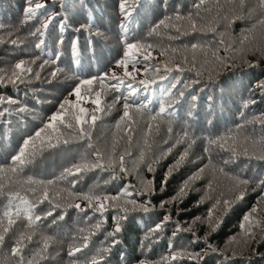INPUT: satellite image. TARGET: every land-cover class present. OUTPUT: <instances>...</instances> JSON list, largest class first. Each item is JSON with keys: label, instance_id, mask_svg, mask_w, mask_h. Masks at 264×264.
<instances>
[{"label": "trees", "instance_id": "16d2710c", "mask_svg": "<svg viewBox=\"0 0 264 264\" xmlns=\"http://www.w3.org/2000/svg\"><path fill=\"white\" fill-rule=\"evenodd\" d=\"M41 2L48 5L46 9L41 10L43 17L21 25L25 0H0V25H2L0 37L5 41L18 40L16 45L7 42L0 44V68L13 65L20 59L32 60L39 57L32 67L35 71H40L38 65L44 60L55 61L41 71V79L32 76L28 83L16 86L10 83L0 84V97L11 98L18 102L14 105L0 102V111L9 109L4 116H0V166L7 167L11 164V157L17 154L23 140L43 127L51 114L57 111L61 101L67 97L76 102L75 95L69 93L83 79L105 73L110 77L115 73L124 80V84H119L117 80L107 81L117 84L119 91H112L102 97L106 104H112L118 95H126L129 91L128 84L140 90L134 98L137 103H148L151 100L149 103L151 112L143 118L135 112L132 113L137 123L132 125L127 134L125 130L129 127V121H120L124 111L123 101H120L107 114H99L101 119L90 129L92 133L90 141L85 139L67 146L61 145L57 149L45 150L42 155H37L33 163L25 167L24 172L19 176L11 172L0 173V183L5 184V192H19L21 196L35 201L41 198L43 187L25 184L24 180L29 176L36 180L55 179L64 168L69 167L85 154L88 143L94 144L95 149L101 150L105 160L112 152L113 141H116L117 160L120 154L126 152L132 154L125 156V166L129 170L127 174L120 173L118 167L115 169V173L121 177L119 179H111L112 171L97 170L84 175L75 186L69 183L73 177L49 186L50 195L59 192L61 188L66 191L61 192L60 197L55 201L62 207L56 209L53 216L37 222L40 232L52 235L59 241L53 250L54 258L42 264H70L72 259H78L79 264H84L86 260H90L98 248L111 243V238L106 239V234L114 230L113 218L124 215L118 210L120 207L131 209L132 205L128 201L132 200L140 204L149 202L148 207L151 210L147 213L129 211L127 219L120 221L122 231L116 236L120 243L112 247L110 253L105 254V260L101 264H137L140 259L157 262L164 257L170 260L174 250L182 249L199 253L204 259L197 261L184 256L171 261V264H264V229H256L255 238L248 239L247 242L240 229L242 217L257 204L261 194V189L256 188L255 191L253 189L259 180L264 179V161L241 155L225 165L223 162L230 158V152L208 143L210 139L225 136L230 132L241 137L252 136L256 140H260L264 133V127L260 123H248L264 113V90L258 87L264 84V56L261 55L264 51V25L256 24V18L234 20V17L241 15L239 0H205L199 10L193 7L199 0H166V2L141 0L140 7L130 19H125L120 13V0H41ZM256 2L257 0H248L249 6H254ZM128 4L135 7V0H128ZM177 9L185 17L191 13L193 18L197 19L198 29L202 31L169 40L167 38L169 34L173 37L177 34L172 29L161 27L157 29L159 35L148 36L154 25L165 17L173 16ZM197 11L199 17L196 16ZM56 13L59 15L55 16L44 37L30 35L40 25L42 18ZM173 23H182V30H189L186 20L173 21ZM122 24L124 27H121ZM81 26L84 28L77 32L76 29ZM207 27H217L218 32L224 33L225 43L232 44L236 51L230 50L225 53L223 46L217 50L216 41L220 36L217 34L214 37L212 33L207 32ZM9 32L13 34L9 35ZM244 35L248 36V40L241 45L239 41ZM61 38L63 44H58L57 41ZM41 39L45 43L37 49L35 45ZM73 40L78 41L75 56L71 49ZM137 40L158 46L150 50L152 59L148 61L143 60L141 53H134L132 57L133 60L140 61L136 64L137 71L133 73L136 81L142 79L157 81L155 84H148L147 91L139 83L133 82L131 77H125L124 67L116 64V61L123 57L125 43ZM192 43L217 50L218 55L222 57L227 55L229 59L221 62L211 56V51H208L207 56L199 49L193 52L190 48ZM162 48L168 50V54L163 57L160 56ZM173 48L179 51L173 53ZM57 52L60 53L59 57ZM185 56L187 63L183 62ZM193 56L196 57V69L202 73L200 76H197L195 71L185 70L173 71L166 80L159 79L160 75L165 74V64L173 68L176 64H180L182 68L188 69L193 66ZM245 61L256 66L250 68ZM157 67L160 69L159 74L155 72ZM145 68H147L146 72ZM57 69L60 71L57 77L53 78L51 72ZM128 71L133 72L131 61ZM172 84H176V88H171ZM186 85L190 87L186 88ZM92 87L99 89L100 85L94 82ZM86 88V85L82 86V92ZM182 90L185 91V95L179 104H174L172 109L158 117L156 121H150V116L158 112L161 103H172ZM84 95L86 100L78 103L88 108L91 113V109L95 106L87 100L86 92ZM193 96L197 97L195 101L192 99ZM209 97L212 98L211 101ZM91 98H95L94 94ZM246 101L255 102L244 108ZM20 107H26L29 111L19 114L16 109ZM190 111L191 116H189ZM118 121H120L119 129L116 127ZM149 122L153 124L150 133L147 129ZM238 125L243 127L238 128ZM169 127L172 129L171 132L168 131ZM185 131L188 132L190 140L194 141L190 149V162H185L179 171L174 172L161 191L165 173L175 163L179 154L188 147V143L178 144L170 155L161 159L158 164H154L155 172H149L146 163L151 162L154 157H159L163 150L175 144L178 138L184 136ZM50 132L51 130H45L42 136ZM129 135L132 137L131 141ZM65 138H68L67 134ZM145 139L148 145H151V150L145 145ZM165 141L168 143L165 144ZM37 147H41L39 142ZM205 148L208 149L207 152ZM141 151L146 153L144 164L139 163ZM88 154L90 159H94L90 152ZM205 165L208 167L202 174V179L195 182L193 190L188 192L182 202L167 203L163 208L160 207L162 202L170 201L176 195L181 184L189 176ZM220 168H224L228 175L220 172ZM230 176L250 178L253 183L247 186L245 198L235 204L224 217L220 228L205 239L209 232L208 225L196 222L195 218L205 217L215 198L231 200L245 189L244 185L235 189V181L230 179ZM142 180L153 181L151 194L142 192ZM105 181L110 182L105 183ZM209 181L212 182L214 191L207 188ZM125 186H128L127 191L131 195H122L114 202V206L109 205L108 211L103 215L91 209L80 212L75 208L67 207L70 203H80L84 208L87 206L86 201L69 196V192L96 191L117 195ZM32 187L37 189L35 197L31 191H28ZM206 191L213 200L206 199L203 203H198L201 197L205 196ZM6 202V197H0V205ZM50 208L51 205L46 201L40 204L36 211L38 214H43ZM260 208L258 215L264 217V204H261ZM221 211L222 208L218 210L217 215ZM60 215H63L64 219H57ZM165 215H169L171 219L164 224L163 230L156 234L155 242H145L150 244V247H144L142 241L145 234L155 224L163 221ZM54 219L55 224L52 223ZM100 220L103 221L102 228L95 236H91L89 248L77 253L75 258L68 257L70 246H81L82 237L89 235L90 230ZM177 224L184 228L191 225L192 230L177 232ZM81 229L84 231L82 232ZM174 232H176L175 236H173ZM193 232L196 233L195 236ZM233 237H236L234 241L231 240ZM36 239H39V236ZM169 243L173 248H169ZM209 244L216 249L215 252L208 248ZM10 246L9 243L4 249H0V258L8 256ZM56 252H59V255H56ZM7 264H15V258L9 256Z\"/></svg>", "mask_w": 264, "mask_h": 264}, {"label": "snow or ice", "instance_id": "6c2138e0", "mask_svg": "<svg viewBox=\"0 0 264 264\" xmlns=\"http://www.w3.org/2000/svg\"><path fill=\"white\" fill-rule=\"evenodd\" d=\"M140 2L141 0H135V7H133L128 4V0H120L119 11L125 17V19H130L135 11H137L140 7ZM204 3L205 0H199V2L193 7L199 10L204 5ZM239 6L241 15L234 17V20L256 18V24L264 25V0H257L254 6H249L248 0H239ZM47 7L48 5L41 2V0H25V7L23 9V18L21 20V25L26 24L34 19L43 17V13L41 10H44ZM56 15H59V13L50 14L47 15L46 18H42L40 25L35 29L34 32H31L30 35L44 37L47 34V31L50 25L53 23ZM196 16L199 17V11H197ZM185 20L189 25L188 31L182 30V23H173V21L183 22ZM256 24H254L253 27H255ZM0 27H2V25H0ZM121 27H124V25L122 24ZM161 27L165 29H172L177 34L175 37L169 34L167 37L169 40H172L173 38L178 39L180 35H191L197 31H202V29H198L197 19H194L191 13H189V15L185 17L180 14L178 9L173 16L165 17L164 19H161L156 25H154L150 29L148 36H152L153 34L159 35L157 29ZM83 28L84 26H81V28H77L76 31L79 32ZM15 30L18 31V29ZM207 32L212 33L214 37L217 34L220 36V39L216 41L217 50L219 47L223 46L225 53L230 50L236 51V49L233 48L232 44L225 43L223 39L224 33L218 32L217 27H207ZM12 34L13 32H9V35ZM146 39L147 37L145 38V40ZM247 40L248 36L244 35L243 39H241L239 43L243 45ZM6 42L11 43L12 45L18 44V40L16 39L5 41L3 37H0V44H5ZM44 43L45 41L41 39L39 43L35 45V47L39 49ZM57 43L63 44V39L61 38L57 41ZM77 45L78 41L73 40L71 49L74 56L77 54ZM156 47L158 46L152 43H146L144 40L125 43L123 57L120 60L116 61L117 66L122 65L124 67V76L131 77L133 82L142 85L145 91H147L148 84H155L157 81L155 79H142L136 81L133 73L137 71L136 64L140 63V61L133 60L132 57L134 53H141L143 55V60L148 61L152 59V51L150 50ZM190 48L191 50H193V52L198 49L203 51L205 53V56H207L208 51H211V56L216 61L224 62L229 59L227 55L222 57L218 55L217 50L206 48L204 45H201L199 43H192L190 45ZM178 51L179 49L177 48L172 49L173 53H176ZM167 54V49H160V56L163 57ZM59 55L60 53L57 52V57H59ZM261 55L264 56V51H262ZM38 59L39 57L32 60L20 59L13 65H10L6 68H0V84L10 83L16 86L18 84L30 82L32 76H34L36 79H41V71L45 69V66L49 65L50 63H55V61L44 60L43 63L38 65L40 71H35L32 65L36 64V61ZM130 61L132 63L133 72L128 71V65ZM183 62H188L186 56ZM245 63H247L248 67L250 68L256 66L255 64L249 63L248 61H245ZM195 64V56H193V66L188 69L182 68L180 64H176L175 68L169 67L167 66V64H165V74L160 75L159 79L166 80L173 71L183 72L185 70L195 71L196 75L200 76L202 73L196 69ZM59 71L60 70L57 69L56 71L51 72V76L53 78H56ZM146 71L147 68H145V72ZM155 72L159 74L160 69L158 67L155 68ZM26 77L28 79H26ZM108 80H117L119 84H124V80L120 77H117L115 73H113L110 77L107 73H105L100 76H94L89 79L81 80L80 83L77 84L72 90V92L69 93V95H75L76 102L69 100L67 97L63 101H61L57 111L51 114L47 122L44 123L43 127L38 129L34 133V135L28 136L23 140V143L20 146L17 154L11 157V164L7 167L0 166V173L11 172L19 176L24 172L25 167L32 164L36 156L42 155L43 151L45 150L57 149L61 147V145L67 146L73 142L82 141L85 139L90 141L92 138L90 129L95 127L97 121L101 119V116L99 114H107L112 110V108H114L115 104L120 101H123L124 109L123 114L120 117V121H129V127L125 130L126 134L131 130L132 125L137 123L136 118L132 115L133 112L137 113L140 118H143L147 113L151 112V110L149 109V103H151V100H149L148 103H137L135 101L134 98L138 95L140 90L133 87L132 84H128L129 91L126 95H118L115 97V100L112 104H106L103 101L102 97L108 95L112 91H119L118 85L107 83ZM94 82L99 83V89H93L92 85L94 84ZM85 85L87 86V88L82 92V86ZM176 86V84H172L171 88H176ZM187 87H190V85H186V88ZM258 87L264 90V84L259 85ZM84 92L88 94L87 100H90L91 104L95 106L93 109H91V113L88 108L80 106V104L78 103L79 101L86 100ZM93 94L95 96L94 99L91 98ZM184 95L185 91L182 90L179 92V97L174 99L172 103H161L158 112H156L155 115L150 116V121H156L158 117L168 112L169 109H172L174 104H179ZM192 99L193 101H195L197 97L193 96ZM211 99L212 98L209 97L210 101ZM0 102L7 103L9 105L18 103L14 99H5L3 97H0ZM254 102L255 101H246L243 107L247 108L250 103ZM193 107H195V105H193ZM28 111L29 110L26 107H20L16 109V112L19 114H24ZM7 112H9V109L5 108L3 111H0V116H4ZM191 115L192 113L190 111L189 116ZM120 121H118L116 125L118 129L120 128ZM257 122L260 123L262 127H264V113H262L260 117H254L252 121H248V123ZM237 127L242 128L243 126L238 125ZM152 128L153 124L149 122L147 125L149 133L152 131ZM45 130H51V132L42 136V133H45ZM158 130L159 129L157 126V131ZM168 131H172L171 127H169ZM66 134L68 138H65ZM128 138L129 141H131V135H129ZM53 139L55 140V142H53ZM38 142L41 145L40 148L37 147ZM186 142L188 143V147L179 154V156L175 160V163L171 165L167 173H165L164 180L162 181L161 191L164 190V186L167 184L169 177L174 172L179 171L180 167L185 162H190V149L194 141L190 140L188 132L185 131L183 137L178 138L175 144H173L166 150H163L159 157H154L149 163H146L145 161L146 153L144 151L140 152L139 163H146L147 170L149 172H155L156 169L153 167L154 164H158L161 159L170 155L173 149L178 144H183ZM167 143L168 142L165 141V144ZM208 143L210 145L218 146L223 151L230 152V158L224 160L223 162L225 165H227L231 161H234L235 159H238L241 155L264 161V133H262L260 140H256L252 136L245 135L241 137L239 134H232L230 132L225 136L217 137L216 139H210ZM115 144L116 141H113V149L112 152L108 155L107 160H105V155L101 150L95 149L94 144L88 143V150L85 152V154H83L78 161L72 163L69 167L64 168L63 172H61V174L55 179H49L45 181L36 180L31 176L27 177L24 180L25 184L40 185L43 187L41 198L36 199L35 201L21 196L19 192H5V184L0 183V197H6L7 200L6 203L0 205V208H2V210H0V249H4L5 246L9 243L11 245L8 256L0 258V264H7L9 256L11 258H15V264H42V262H46L54 258L53 250L56 248V245L59 243V241L52 235H47L43 232H40L37 222L53 216V213L56 211V209L62 207L61 204L56 203L55 201L60 197V193L66 191V189L61 188L59 192H56L54 195H50L49 186L56 185L60 181L69 180V177H73V179H71L69 183L72 186H75L79 179H83L84 175L97 170L112 171L113 175L111 176V179L113 180L121 178L118 174L115 173V169L118 167L120 173L127 174L129 170L125 166V156H131L132 154L130 152L120 154L117 160L115 158ZM145 145L149 150H151V145H148L147 139H145ZM249 146H251V148ZM207 151L208 149L205 148V152ZM89 152L91 153V157H94V159H90L88 154ZM207 167L208 165H205L203 168L198 169L197 172L189 176L188 179L181 184L176 195L172 197L170 201L162 202L160 207L163 208L167 203H175L176 201L182 202L183 199L188 195V192L193 190V185L195 184V182L202 179V174L205 172V169ZM219 171L224 173L225 175H228L227 173H225L224 168H220ZM230 179L235 181V189H239L241 185H244L245 189L243 191H240L234 197V199L231 200H222L219 197L215 198L211 207L208 209L207 215L205 217L195 218L196 222L208 225L209 232L206 234L205 239L208 235H211L220 228L221 224L223 223L224 217L233 209L235 204L241 202L245 198V195L247 194V186L253 183L252 179L241 178L240 176H230ZM109 182L110 181H105V183ZM142 184V192L145 194H151V192L153 191L151 187L153 181L142 180ZM127 188L128 186H125V188L121 190V193H118L117 195H109L102 192L97 193L96 191H90L86 193L69 192V196L86 201L87 206L86 208H84L80 203H70L67 205V207L75 208L80 212L91 209L93 212H99L101 213V215H103L104 212L108 211L109 205L112 204L114 206V202L119 200L122 195H131V193H128ZM207 188L211 191H214V189H212L211 181H209ZM256 188L261 189V194L258 197L257 204L253 205V207L247 213H245L240 222L241 234L246 238L245 242H247L248 239L255 238L256 229H264V217H260L258 215V213L261 211L260 205L264 204V179H261L258 183H256L253 191H255ZM28 191H31L33 197H35L37 191L36 188H29ZM206 199L213 200V197L209 194L208 191L205 192V196L201 197V200L198 203H203ZM46 201L49 203V205H51L50 210L43 214H38L36 211L38 206L45 203ZM128 203L132 205V208L129 209L128 207H120L118 210L124 213V215L113 218L115 220L114 230L106 234V239L111 238V243L102 248H98L92 258L90 260H86L84 264H101V262L105 260V254L110 253L112 247H115L120 243V241L116 238L117 234L122 231V225L120 221L127 219V214L129 213V211H143L147 213L151 210L148 207L149 202L147 201L140 204L135 200H132L128 201ZM221 208L222 211L219 215H217L218 210H220ZM57 219L62 220L64 219V216L60 215L59 217H57ZM170 219L171 217L169 215H165L163 221L155 224L153 228L149 229L148 233H146L144 236L142 245L146 248L150 247V244H146L145 242H155L156 234L163 230L164 224ZM52 223L55 224L56 220L54 219ZM102 224V220L97 221V223L90 230V234L82 237V245L77 247L70 246V249L67 252V256L75 258L77 253L82 252L83 249L89 248L91 236H95L97 232L100 231V229L102 228ZM191 230V225L188 228H184L180 224H177L176 227L177 232H188ZM81 231L83 232L84 229H81ZM192 234L193 236L196 235L195 232H193ZM175 235L176 232L173 233V236ZM37 236H39V239H36ZM235 239L236 237L231 238L232 241H234ZM169 248H173V245L171 243H169ZM208 248L213 252L216 251V249L212 248L210 244L208 245ZM56 255H59V252H56ZM184 256L197 261H201L204 259V256L200 255L199 253H191L186 249H182L178 251L174 250L170 260L168 257H164L161 259V261L157 262H153L148 259H140L139 261H137V264H171V261H175L178 258H182ZM70 264H79V261L78 259H72L70 261Z\"/></svg>", "mask_w": 264, "mask_h": 264}]
</instances>
